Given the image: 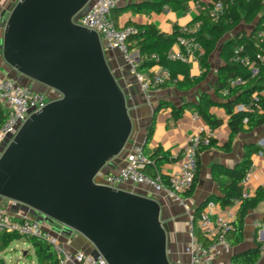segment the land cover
I'll list each match as a JSON object with an SVG mask.
<instances>
[{
    "label": "water",
    "instance_id": "95a60500",
    "mask_svg": "<svg viewBox=\"0 0 264 264\" xmlns=\"http://www.w3.org/2000/svg\"><path fill=\"white\" fill-rule=\"evenodd\" d=\"M90 2L22 0L8 18L4 62L62 97L0 154V197L78 233L108 264H172L161 204L95 182L135 125L99 34L74 22Z\"/></svg>",
    "mask_w": 264,
    "mask_h": 264
},
{
    "label": "crops",
    "instance_id": "0c3cea01",
    "mask_svg": "<svg viewBox=\"0 0 264 264\" xmlns=\"http://www.w3.org/2000/svg\"><path fill=\"white\" fill-rule=\"evenodd\" d=\"M213 1L189 0L186 11L167 9L162 14H137L129 6L135 0H121L118 9L122 13L117 16L115 21L118 28L126 27L129 23L137 25L152 23L160 32L171 34L176 27L181 29L201 23L196 22V20H198L202 13H207L206 8ZM6 7L7 3L4 0H0V35H4L6 27V25L4 28L1 26L4 16L3 11ZM243 30L249 32L251 26L242 23L238 31ZM232 36L233 34H230L229 38ZM173 49L177 50V47L174 46ZM133 50L134 52H138V49ZM218 50V57L216 55H214V59H211L212 56L210 57L211 72L202 82L186 90H180L170 83L156 92L151 100L146 99L135 75L131 72L130 67L124 63L120 54L109 51L108 62L126 95L129 112L135 127L126 149L120 156L113 159L107 165L105 168L106 173H118L126 165L131 143H138L144 148L148 128L157 108L163 102L169 106L157 112L154 135L148 145L147 153H145L147 156H152L162 150L166 154V161L159 166L160 173L163 176L170 177L180 169L184 147L200 127L207 128L211 133V146L203 148L199 155L195 190L191 195L183 193L181 195V202L174 200L167 191L157 193L146 187H138L132 184H126L123 187L124 190L153 198L161 204V219L168 235V256L172 264H190V256L186 253V249L192 243V227L194 238L201 244L206 242V240H202L203 234L199 225V217L194 221V214L208 197L219 194L217 181L227 183L229 180L222 172H217L216 174L214 172L215 166L235 169L245 160L247 150L260 149L250 155L253 173L248 185L243 187V191L248 193L252 198L256 195L259 188H264V125L252 131L245 125L244 130L233 138V133L229 126L230 117L225 108L220 105L227 100L224 97H218L215 93L218 70L224 65L221 48H218ZM189 67L192 78H199L202 75L200 62L189 64ZM6 69L7 71H4L0 65L2 73L15 76L11 70ZM158 69L159 66L155 67L152 71H157ZM178 78L179 81H183L184 75L179 74ZM24 84L30 85L31 83L28 80ZM34 87L37 90L41 89V86ZM203 95L209 96L218 103L210 109L211 114L222 121V125L215 130L210 129L200 116L196 118V115H198L196 105ZM173 106L178 109L183 108L182 115L176 118L172 109ZM229 142L230 146H228ZM240 206L241 202L239 201H235L234 204L225 208L217 204L215 217L224 215L231 222H234ZM18 213L24 217L34 218L23 210H19ZM258 223L261 224L260 227H257ZM48 228L52 231L54 230L52 227ZM62 241L69 250L83 249L89 253L93 251L92 245L78 233H74V235L64 238ZM257 244H261L264 248V203H260L256 209L249 211L246 215L244 242L238 246H232L231 250L225 252L221 259L227 264H232V257L234 255L255 248ZM258 264H264V252H262V257Z\"/></svg>",
    "mask_w": 264,
    "mask_h": 264
},
{
    "label": "built area",
    "instance_id": "2783aa9c",
    "mask_svg": "<svg viewBox=\"0 0 264 264\" xmlns=\"http://www.w3.org/2000/svg\"><path fill=\"white\" fill-rule=\"evenodd\" d=\"M4 1L7 4H13L15 7L22 0ZM261 2L264 3V0ZM120 3L121 0H93L91 5L89 3L84 11L74 18V22L84 28L96 31L101 38L104 50L119 51L122 54L124 63L130 67L131 72L135 75L146 99L151 100L162 86L169 83L177 84L179 78H173L171 72L163 67H159L157 71L150 73L138 72L139 53L131 50L128 44L129 37L137 33L138 30L133 26L118 28L113 19V11L118 8ZM206 10L216 22L224 13V4L221 1H213ZM201 25V23H197L181 28V36L175 46L177 50L172 49L169 52L170 61L187 65L200 62L204 53L203 46L198 40ZM256 38L264 42V30L257 31ZM154 58L156 57L154 56ZM230 61L248 68L252 77H256L259 74L258 65L264 63V55L257 54L256 59H254L249 54H245L243 46H237L233 49ZM242 83L243 78L241 76L229 78L227 88L222 91L223 97H228L231 90L236 89ZM50 94H58V97L50 101L48 99ZM61 97V94L55 89L47 88L46 91H40L34 86L20 83L15 76L0 71V111H3L7 116L6 121L0 127V148L5 142L10 143L13 140L10 141L9 136L16 135L32 114L42 111L49 103ZM261 98H264V89L253 93L249 103L238 104L235 111L253 112L255 102ZM197 116L199 114L196 115V118ZM211 144V133L207 128L200 127L185 145L180 169L169 177L168 188L164 185L160 174L157 173L155 177H149L145 174V169L151 161L145 154L143 146L138 143L130 144L127 163L118 173L108 174L101 171L95 178V182L114 189H123L126 184H132L146 187L157 193L167 191L174 200L181 202V195L190 190L194 184L201 150L210 147ZM261 155L263 154L261 153ZM252 173L253 167L244 177L243 187H246L250 182ZM243 198L251 197L243 191ZM12 203V205L17 204ZM216 210L217 204L210 202L199 217V225L208 242L207 245L204 246V244L199 243L193 236V227L191 229L192 243L186 249V253L190 256V264H227L221 257L232 247L227 239L232 228V222L224 215L215 217ZM260 226L261 224L258 223L257 227ZM0 233L18 234L26 238H37L45 241L57 254L58 264H108L102 255L95 257L83 249L69 250L60 235L55 234L37 220L22 216L14 211L12 206L10 208L0 206ZM262 252H264V248H262Z\"/></svg>",
    "mask_w": 264,
    "mask_h": 264
},
{
    "label": "trees",
    "instance_id": "16d2710c",
    "mask_svg": "<svg viewBox=\"0 0 264 264\" xmlns=\"http://www.w3.org/2000/svg\"><path fill=\"white\" fill-rule=\"evenodd\" d=\"M221 1L224 4V13L218 21H213L210 15L202 13L196 22H201V29L198 34V40L203 46L204 53L200 59L202 68V75L199 78H192L190 76L189 65L181 62H173L168 58L169 52L176 46L178 39L181 36V29L175 28L171 34L160 32L157 27L148 23L145 25H137L129 23L127 26L137 28V33L131 35L128 39V44L131 50L138 49L140 64L138 72L150 73L155 67H163L169 70L173 78H178L179 74L184 75V80L179 81L175 85L180 90H186L194 87L196 84L202 82L211 72V65L209 59L214 54L220 41L226 36L233 34L221 46V55L224 60V65L218 70L217 82L215 85V93L218 97H222V91L227 88L228 79L231 77L241 76L243 83L231 90L230 95L224 99L227 101L222 103L227 114L229 115V126L235 138L240 132L244 130L245 125L252 131L264 125V98L255 102L254 111L250 113L236 112L235 107L238 104L249 103L252 95L255 92L264 89V63L259 64V74L252 77L248 68L230 61L233 49L237 46L245 48V54H249L256 59L257 54L264 55V42L256 38L257 31L264 30V3L261 0H214ZM189 0H135L129 6L137 13H162L165 9L172 11H186L188 9ZM122 13L116 8L113 11L114 21L117 16ZM194 22V23H196ZM116 23V21H115ZM242 23L251 26V30L238 31ZM116 26L118 27L117 23ZM235 33V34H234ZM154 56L156 58H154ZM170 84V83H169ZM166 84L162 87L168 86ZM218 103L212 100L209 96L203 95L199 103L196 105V110L199 116L208 124L210 129L215 130L222 125V121L218 120L211 114L210 109ZM167 103H161L156 110L155 116L148 128L147 140L144 146V152L147 153L148 145L154 135L156 114L162 108L168 107ZM174 115L179 117L182 115L183 108L178 109L172 107ZM6 114L0 111V127L6 121ZM230 146V142L228 143ZM258 151L260 149H257ZM255 150H247L245 160L235 169H226L222 166H215L214 172L224 173L228 178L227 183L218 182L219 194L211 195L200 206L194 214V221L200 217L201 212L210 202H215L221 207L225 208L234 204L235 201H240L241 206L237 213V218L232 222V228L227 235V239L231 246H238L244 242V224L245 218L249 211L254 210L260 203H264V188H259L256 195L252 198H243L242 181L247 173L250 171L252 162L250 155ZM151 163L146 167L145 174L149 177H155L158 174L162 176L164 185L169 187V177L163 176L160 173L159 166L163 164L167 157L162 150L154 155H149ZM196 179L190 190L186 193L191 195L195 190ZM26 240L34 249L38 264H58V257L52 247L45 241L37 238H26L18 234L0 233V252L3 249L19 240ZM202 240H206L203 236ZM208 242L204 243V246ZM261 244H257L255 248L247 250L246 252L234 255L232 257V264H258L262 257ZM0 264L2 260L0 259Z\"/></svg>",
    "mask_w": 264,
    "mask_h": 264
},
{
    "label": "rangeland",
    "instance_id": "374dc122",
    "mask_svg": "<svg viewBox=\"0 0 264 264\" xmlns=\"http://www.w3.org/2000/svg\"><path fill=\"white\" fill-rule=\"evenodd\" d=\"M92 2H93V0L90 2L89 5H91ZM13 8H14L13 4H7V7L3 11L4 16H3V20L1 22V26H3V28L5 27L6 21L8 20ZM160 14H162V13H160ZM228 39H229V35H226L220 41L218 48H221L223 43L226 42ZM218 51L219 50L217 49V51L212 55L211 59H214L213 58L214 55H216L217 57L219 56ZM105 52H106L107 58H109V51L105 50ZM115 53L120 54V56L123 60L122 54L119 51H115ZM2 55H3V35H0V65H1V68L4 71H7L6 68H8L9 70H11V72L14 73V70L4 62ZM26 81H28V80L23 78L20 81V83L24 84V82H26ZM36 86H39V85H36ZM46 90H47L46 87L41 86L40 91H46ZM57 97H58V94H56V95L50 94L48 96V99L51 101V100L56 99ZM14 137H15L14 134L10 135L9 140L11 141ZM8 144H9L8 142H5L2 145L0 154L5 150V148L8 146ZM103 172L106 173L105 169L103 170ZM138 187H143V186H138ZM12 204H13L12 201L0 197V206H3L5 208H10L12 206L13 210L17 211V212L19 210H23V211L31 214L34 217L33 218L34 220H37L38 222L44 224L45 217L41 213H38L37 211H35L29 207H26L22 204H16V205H12ZM44 225L47 227H52L54 229L53 232H55V234H57V235H60L62 240H64V238L71 237L75 233V232L71 231L70 229L66 228L65 226H63L57 222H51L50 226H48L46 224H44ZM91 254H93L95 257H98V255H99L98 253H94V251H92ZM0 259L2 260V263L4 262V264H37V259H36V255H35V251H34L33 247L24 239L19 240V241H15L9 246V248L3 249L0 252Z\"/></svg>",
    "mask_w": 264,
    "mask_h": 264
}]
</instances>
